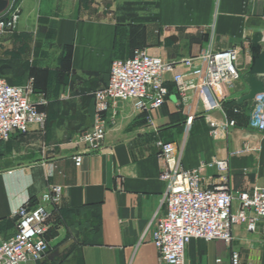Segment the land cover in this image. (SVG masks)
<instances>
[{
  "label": "crops",
  "instance_id": "crops-1",
  "mask_svg": "<svg viewBox=\"0 0 264 264\" xmlns=\"http://www.w3.org/2000/svg\"><path fill=\"white\" fill-rule=\"evenodd\" d=\"M20 22L0 45V77L14 85L36 78L48 113L45 129L16 135L0 146V238L17 232L14 213L34 205L52 186L62 187L46 239L49 256L39 264H159L148 226L161 208L159 140L183 149L186 170L212 158H228L234 192L264 188V135L248 126L253 55L264 52V0H18ZM214 49H237L241 93L226 89L221 110H191L172 92L148 116L134 102H121L107 114L104 144L79 141L95 123L96 90L105 88L116 59L146 50L166 61L201 53L210 28ZM260 40L258 45L255 41ZM239 109V113L234 112ZM196 114L189 133L186 120ZM235 119L230 134L216 140L211 120ZM245 145L249 151L236 153ZM76 156L82 165L76 166ZM211 186L216 168H203ZM234 242L192 240L186 264H231L232 250L245 264H264V223L256 232L233 228ZM221 260V263H218ZM32 264V263H28Z\"/></svg>",
  "mask_w": 264,
  "mask_h": 264
},
{
  "label": "built area",
  "instance_id": "built-area-1",
  "mask_svg": "<svg viewBox=\"0 0 264 264\" xmlns=\"http://www.w3.org/2000/svg\"><path fill=\"white\" fill-rule=\"evenodd\" d=\"M20 7L13 6L0 17V44L18 30ZM203 51L195 56L166 61L146 50H136L132 57L114 60L109 83L96 90L95 123L81 134L79 141L90 148H100L106 139L107 114L121 102H134L135 108L148 116L170 100L172 92L166 75L172 77L180 104L195 111L200 103L205 112L221 110L227 98L226 89L241 93L242 69L237 49L216 51L214 28H210ZM47 100L36 91V80L30 77L24 85H14L0 77V146L14 135H27L33 128L45 129ZM252 108V109H251ZM248 113V126L264 135V95L257 96ZM234 112L238 114L239 109ZM196 114L186 120L190 132ZM237 126L235 119L209 122L210 134L216 139L227 137ZM162 166L161 179L166 182L161 208L153 216L148 229L158 252L159 264H186V250L192 240H221L228 246L234 242L233 228L245 226L256 232L264 223V188L234 192L230 187L229 159L212 158L202 168L183 167V149L163 140L157 142ZM245 145L236 153H245ZM76 166L82 157L76 156ZM203 168H216L214 184H206ZM62 203V187L52 186L34 205L21 206L13 215L17 232L9 240L0 238V264H38L50 254L46 239L53 210ZM221 263V260H218ZM231 264H245L240 253L232 250Z\"/></svg>",
  "mask_w": 264,
  "mask_h": 264
},
{
  "label": "water",
  "instance_id": "water-1",
  "mask_svg": "<svg viewBox=\"0 0 264 264\" xmlns=\"http://www.w3.org/2000/svg\"><path fill=\"white\" fill-rule=\"evenodd\" d=\"M8 0H0V14L6 9ZM260 40L255 41L258 45ZM249 91L240 99V101H254L259 95H264V52L253 55V64L248 79ZM252 109V108H251Z\"/></svg>",
  "mask_w": 264,
  "mask_h": 264
},
{
  "label": "rangeland",
  "instance_id": "rangeland-1",
  "mask_svg": "<svg viewBox=\"0 0 264 264\" xmlns=\"http://www.w3.org/2000/svg\"><path fill=\"white\" fill-rule=\"evenodd\" d=\"M13 6H17V7L19 6V5H18V0H8V5H7L6 9L0 14V17H5V16L8 14L9 10L12 9ZM19 7H20V6H19ZM0 45H1V44H0ZM36 91H37V93H38V90H37V84H36ZM14 136H16V135H14ZM14 136H13V137H14ZM13 137H12V138H13ZM12 138H11V139H12ZM11 139H10V140H11ZM10 140H9V141H10ZM38 264H39V263H38Z\"/></svg>",
  "mask_w": 264,
  "mask_h": 264
},
{
  "label": "trees",
  "instance_id": "trees-1",
  "mask_svg": "<svg viewBox=\"0 0 264 264\" xmlns=\"http://www.w3.org/2000/svg\"><path fill=\"white\" fill-rule=\"evenodd\" d=\"M35 78V77H34ZM35 80H36V78H35Z\"/></svg>",
  "mask_w": 264,
  "mask_h": 264
}]
</instances>
